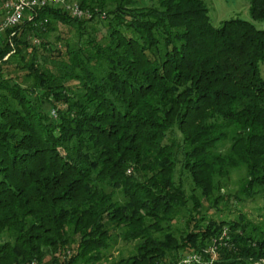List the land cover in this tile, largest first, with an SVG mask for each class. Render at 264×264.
Instances as JSON below:
<instances>
[{
    "label": "trees",
    "instance_id": "obj_1",
    "mask_svg": "<svg viewBox=\"0 0 264 264\" xmlns=\"http://www.w3.org/2000/svg\"><path fill=\"white\" fill-rule=\"evenodd\" d=\"M247 1L263 28L214 26L201 0H79L90 19L46 5L0 35V264L264 257V219L237 209L264 196V0ZM117 240L132 251L109 261Z\"/></svg>",
    "mask_w": 264,
    "mask_h": 264
},
{
    "label": "rangeland",
    "instance_id": "obj_2",
    "mask_svg": "<svg viewBox=\"0 0 264 264\" xmlns=\"http://www.w3.org/2000/svg\"><path fill=\"white\" fill-rule=\"evenodd\" d=\"M204 5L208 9V15L210 18L211 23L214 26H218L222 21L231 19V18H240L244 20L251 21L257 28H263V22L262 21H254L250 18L249 9H248V1L247 0H201ZM68 3L75 6L77 5L78 8L81 10L80 15H72L69 11H65L67 14H69L72 18L77 20H86L91 18V10L89 9H82L78 2L79 0H67ZM149 5L150 0H139V5ZM54 27L57 31H66L68 28L65 27L63 24L59 23L55 24ZM53 29V31H55ZM103 29H100L98 31L99 35L103 34ZM50 35H54L52 32ZM106 41V39H105ZM72 46V45H71ZM70 47V46H69ZM61 49V48H60ZM264 68V65L262 66ZM95 70V68H93ZM18 74L21 75L19 72ZM241 177V174L239 172H233L231 176H229L225 180L224 188L220 190L219 193L221 194H229L234 193L239 188V179ZM118 200H120L118 198ZM242 203L238 206V210H241L244 215H246L247 219L250 221H254L255 223H259V219H264V196L263 195H256V196H249V197H242ZM190 211V210H189ZM227 211V210H226ZM228 212H223V214H227ZM237 212H234L231 210L228 215L233 216L236 215ZM178 221V224L173 221L174 228H181V222L182 220H175ZM171 225V223H170ZM164 230H167V228H164ZM133 243H124L120 240H117V242L113 245V247L106 252L107 256H109L107 259L110 261L112 259H116L118 256H127L132 251ZM216 246H213V251L210 250L211 254L214 255V251ZM189 255V254H188ZM47 257L45 258V262ZM264 261V257L262 258ZM258 262V261H257ZM98 264H105V263H98Z\"/></svg>",
    "mask_w": 264,
    "mask_h": 264
},
{
    "label": "built area",
    "instance_id": "obj_3",
    "mask_svg": "<svg viewBox=\"0 0 264 264\" xmlns=\"http://www.w3.org/2000/svg\"><path fill=\"white\" fill-rule=\"evenodd\" d=\"M46 5H55L69 11L72 15H80L81 10L77 5L73 6L67 0H4L1 8L4 11V16L0 20V35L8 28L18 24L27 10L40 8ZM212 251V250H211ZM207 252V251H206ZM200 257L197 254H189L183 257L178 264L199 263ZM254 264H264L261 259Z\"/></svg>",
    "mask_w": 264,
    "mask_h": 264
}]
</instances>
